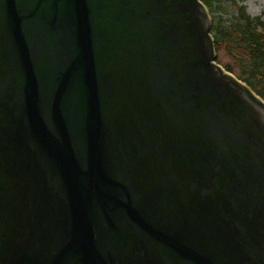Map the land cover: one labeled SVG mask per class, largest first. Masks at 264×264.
Listing matches in <instances>:
<instances>
[{"label":"water","instance_id":"water-1","mask_svg":"<svg viewBox=\"0 0 264 264\" xmlns=\"http://www.w3.org/2000/svg\"><path fill=\"white\" fill-rule=\"evenodd\" d=\"M200 0H0V264H264V101Z\"/></svg>","mask_w":264,"mask_h":264},{"label":"trees","instance_id":"trees-1","mask_svg":"<svg viewBox=\"0 0 264 264\" xmlns=\"http://www.w3.org/2000/svg\"><path fill=\"white\" fill-rule=\"evenodd\" d=\"M211 16V34L215 50L224 49L235 62L238 73L230 64L223 67L236 75L264 100V14L250 16L244 3L229 0L235 13L227 18L225 0H201Z\"/></svg>","mask_w":264,"mask_h":264},{"label":"rangeland","instance_id":"rangeland-1","mask_svg":"<svg viewBox=\"0 0 264 264\" xmlns=\"http://www.w3.org/2000/svg\"><path fill=\"white\" fill-rule=\"evenodd\" d=\"M244 5L246 7V12L250 16H259L261 14H264V0H247ZM223 7L225 9L224 12H226V15H224L225 17L229 18L232 14L235 13V9L233 8L229 0L223 1ZM216 60L220 65L230 64L235 70V74L238 73L235 62L224 49L220 48L218 51H216Z\"/></svg>","mask_w":264,"mask_h":264}]
</instances>
